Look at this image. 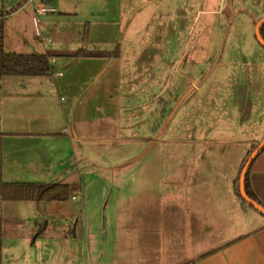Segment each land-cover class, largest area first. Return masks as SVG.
I'll return each mask as SVG.
<instances>
[{"label": "rangeland", "instance_id": "rangeland-1", "mask_svg": "<svg viewBox=\"0 0 264 264\" xmlns=\"http://www.w3.org/2000/svg\"><path fill=\"white\" fill-rule=\"evenodd\" d=\"M48 3L0 0L7 51L64 60L68 43L77 47L88 38L87 49L83 44L75 53L107 58L76 83V96L63 83L57 95V103L77 104L75 113L68 111L69 125L88 122L69 127L79 136L69 200L1 201V246L8 245L7 233L34 240L46 228L76 224L78 233L84 224L88 238L107 246L121 236L117 224L141 229L187 221L194 209L189 193L204 195L206 207L210 192L220 193L213 210L220 212L225 191L234 188L231 176L261 137L264 47L255 37V16L264 0ZM41 8L52 11L36 15Z\"/></svg>", "mask_w": 264, "mask_h": 264}, {"label": "crops", "instance_id": "crops-1", "mask_svg": "<svg viewBox=\"0 0 264 264\" xmlns=\"http://www.w3.org/2000/svg\"><path fill=\"white\" fill-rule=\"evenodd\" d=\"M42 1L50 4L53 0ZM263 16L264 7L256 14L255 25ZM87 40L79 42L80 46L77 47L68 43L66 47L70 54L64 60L57 59L56 56L49 57L51 72L47 75L0 76V134L4 182H63L71 185L68 179L75 166L72 161L76 160L74 142L79 136L75 135L78 131L73 130L71 134L69 127L88 122L72 121L69 125L68 111L75 113L77 104L71 101L68 107L61 102L57 103V95L63 83L68 91L72 87V97L76 96V83L87 76L92 77V70L103 66L107 57L100 54L79 56L75 53V49L83 48V44L87 49ZM60 45L62 43L58 45L59 48ZM5 51L11 54L49 55L47 52ZM82 51L85 52L80 50ZM61 61L65 63L62 64ZM77 69H82V72ZM61 70L66 73L65 77L60 76ZM55 74L56 77L59 76L58 79L51 78ZM88 107L92 111V105ZM88 107H84L85 114H88ZM262 123L261 137L252 148L248 147V156L264 138V121ZM239 142L242 143L240 140ZM243 163L235 169L233 178L230 175L234 188L225 191L227 204L221 207L220 212L217 211L218 208L213 211L215 204H220V193L210 192V207H206L204 195L195 193L191 196L189 193L188 202L194 209L188 210L187 221L182 224H151L152 227L150 224H143L141 229L130 224H117L121 236L108 239L107 246L88 238V229L84 224H81L80 233L77 232L78 224L73 229L65 225L59 232H54L56 229L47 232L46 228L39 231L34 240L27 239L26 235H22V239L17 232L7 233L6 236L10 237L7 240L8 245L6 249L1 246L2 264H264V216L256 210L259 214L249 210L239 194ZM248 177L251 189L264 205V148L253 161ZM1 201L11 204L17 202ZM41 203L43 202L37 204ZM207 218L211 220L208 221ZM234 219V229L224 233ZM163 230V235L158 234ZM4 234L2 227V240ZM98 249L101 254L97 253Z\"/></svg>", "mask_w": 264, "mask_h": 264}, {"label": "trees", "instance_id": "trees-1", "mask_svg": "<svg viewBox=\"0 0 264 264\" xmlns=\"http://www.w3.org/2000/svg\"><path fill=\"white\" fill-rule=\"evenodd\" d=\"M6 13L0 11V76H44L51 72L49 56L45 54H11L4 49V23ZM261 34L264 38V25L261 27ZM79 56L99 55L85 54L79 52ZM2 134H0V200L8 201H67L71 195V185L63 182L52 183H7L2 179ZM249 174V171H248ZM248 174L245 180L247 194L255 201L262 204L249 185ZM243 203H246L242 200ZM263 205V204H262ZM264 206V205H263ZM252 207V206H251ZM1 228L0 219V264L1 255Z\"/></svg>", "mask_w": 264, "mask_h": 264}, {"label": "water", "instance_id": "water-1", "mask_svg": "<svg viewBox=\"0 0 264 264\" xmlns=\"http://www.w3.org/2000/svg\"><path fill=\"white\" fill-rule=\"evenodd\" d=\"M264 25V16L256 22L255 26V37L257 38L258 42L264 47V38L261 34V27ZM152 145V144H151ZM148 146L141 154H139L135 160L141 159L143 156H145L151 147ZM264 148V138L259 142V144L256 146V148L249 154L247 160L245 161L241 174H240V180H239V194L242 200H244L248 205L252 206L257 212L262 214L264 216V206L260 204L259 202L252 199L246 191L245 188V180L246 176L248 174V171L250 170V167L255 160V158L258 156V154L263 150Z\"/></svg>", "mask_w": 264, "mask_h": 264}, {"label": "built area", "instance_id": "built-area-1", "mask_svg": "<svg viewBox=\"0 0 264 264\" xmlns=\"http://www.w3.org/2000/svg\"><path fill=\"white\" fill-rule=\"evenodd\" d=\"M51 11H52V9L41 8L39 10H36V15L37 14H43V13L51 12Z\"/></svg>", "mask_w": 264, "mask_h": 264}]
</instances>
